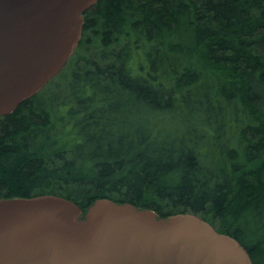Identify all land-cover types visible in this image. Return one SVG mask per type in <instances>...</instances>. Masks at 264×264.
Masks as SVG:
<instances>
[{"label":"trees","instance_id":"trees-1","mask_svg":"<svg viewBox=\"0 0 264 264\" xmlns=\"http://www.w3.org/2000/svg\"><path fill=\"white\" fill-rule=\"evenodd\" d=\"M0 118V199L195 213L264 264V0H99Z\"/></svg>","mask_w":264,"mask_h":264},{"label":"water","instance_id":"water-1","mask_svg":"<svg viewBox=\"0 0 264 264\" xmlns=\"http://www.w3.org/2000/svg\"><path fill=\"white\" fill-rule=\"evenodd\" d=\"M99 0H0V118L67 65ZM0 264H254L235 237L195 213L160 217L98 199L83 216L52 194L0 199Z\"/></svg>","mask_w":264,"mask_h":264}]
</instances>
